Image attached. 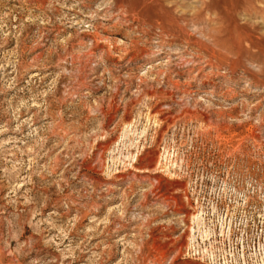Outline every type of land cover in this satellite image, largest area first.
I'll list each match as a JSON object with an SVG mask.
<instances>
[{
  "label": "rangeland",
  "instance_id": "rangeland-1",
  "mask_svg": "<svg viewBox=\"0 0 264 264\" xmlns=\"http://www.w3.org/2000/svg\"><path fill=\"white\" fill-rule=\"evenodd\" d=\"M0 264H264V0H0Z\"/></svg>",
  "mask_w": 264,
  "mask_h": 264
}]
</instances>
